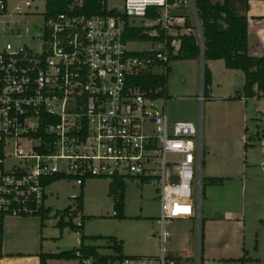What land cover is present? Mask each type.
<instances>
[{
    "label": "built area",
    "instance_id": "2783aa9c",
    "mask_svg": "<svg viewBox=\"0 0 264 264\" xmlns=\"http://www.w3.org/2000/svg\"><path fill=\"white\" fill-rule=\"evenodd\" d=\"M99 1L106 7L105 0ZM32 4L25 0L23 7L9 11L8 0H0V19L6 17L0 36L25 37L16 46L0 44V264H40L36 255L19 262L26 258L2 252L4 218L41 214L47 182L55 176L79 184L99 177L155 185L158 253L125 255L113 264H192L167 247V226L189 219L196 221L194 264H200L203 62L197 123L169 119L161 85L134 83L143 74L167 73L169 55L178 44L174 38L168 43V36L190 30L178 14L180 5L196 21L201 40L193 0H124V9L114 8L116 13L93 15L75 13L70 5L67 12L47 16L45 9L29 12ZM39 15L38 31L23 25L27 17ZM246 15L248 29L264 43V6L261 14L248 10ZM256 18L261 26L255 25ZM127 25L141 26L151 36L163 32L164 37L144 40L148 48L131 49ZM262 153L264 158V147ZM75 254L77 264H102L93 255Z\"/></svg>",
    "mask_w": 264,
    "mask_h": 264
},
{
    "label": "rangeland",
    "instance_id": "374dc122",
    "mask_svg": "<svg viewBox=\"0 0 264 264\" xmlns=\"http://www.w3.org/2000/svg\"><path fill=\"white\" fill-rule=\"evenodd\" d=\"M25 0H8V10L15 11L17 7H23ZM32 6L29 12L41 14L45 9V0H31ZM239 5L238 0H233ZM254 2H251V5ZM108 9H124V0H105ZM254 15L263 11L264 0H257ZM241 12L244 10L240 9ZM255 11V12H256ZM185 13L189 11L186 9ZM22 21L16 16L8 17ZM255 25L261 26V18H256ZM6 17L0 19V33L4 27ZM40 15L38 17H27L23 25L32 31H38L40 26ZM132 21L140 22V18H133ZM25 37L20 38L12 35L0 36L2 42H10L16 46ZM144 40L133 41L128 47L141 50L149 47ZM248 51L253 55L264 54L262 45L253 30L248 29ZM200 87V66L191 69L187 63L177 61L170 62V70L167 75V93L165 109L170 120H192L197 123L199 115V102L193 92H199ZM192 96V97H191ZM248 146L247 155L252 163V172L262 180L255 182L256 187L251 192L249 184L240 187L236 191L228 189L225 191L231 194L230 207L243 211L244 217L242 227L234 224H225V230H237L240 247H244L247 256L252 259L240 262H209L205 253L202 254V220L208 218L205 211L206 201L201 198V224H200V264H264V171L261 165L264 164V96L248 97ZM202 125L204 135V124L206 110L202 107ZM258 133V137L256 136ZM255 163V165H253ZM110 179L92 177L88 178L83 186V235L86 236L85 243L94 245L103 254L110 253L107 247L108 237L113 236L122 242V251L126 256L153 255L158 253L157 231L159 225L156 218L159 213V203L156 198L155 185L151 182L142 183L139 179H125L124 189V216L113 217L114 201L109 195ZM210 191L214 190L213 197L216 199L222 193L221 186L210 185ZM220 189V190H219ZM219 190V193H218ZM46 198L44 205L51 207L47 217L42 218L41 214L6 216L4 218L2 233V252L6 255H22L31 257L39 252L54 253L62 250H70L79 246L80 234L69 227L60 229L56 226L57 218L54 213L62 210L69 204H73V197L80 193L79 180L64 178L50 183L45 188ZM79 222V216L73 219ZM170 232L167 247L175 251L180 259L184 256L194 264L196 260V221L195 220H174L167 226ZM21 256V257H22ZM183 256V257H182ZM47 264H77V258L73 259H49Z\"/></svg>",
    "mask_w": 264,
    "mask_h": 264
},
{
    "label": "trees",
    "instance_id": "16d2710c",
    "mask_svg": "<svg viewBox=\"0 0 264 264\" xmlns=\"http://www.w3.org/2000/svg\"><path fill=\"white\" fill-rule=\"evenodd\" d=\"M75 0H45V14L47 16L55 15L60 12H67L70 5H74L75 13L85 15L116 13L112 8L107 10L99 0H82L81 6L74 4ZM177 2L178 0H169ZM239 5H236L233 0H193L196 11V19L199 25L201 40L196 32V21L190 13L186 14L187 9L183 5L178 8V14L184 16V26L189 28L188 33H181L176 36H168V43L174 38L178 41L175 52L169 55L171 61L177 60H192L203 56V92L209 96L211 85V73L206 64L207 60L222 59L224 65L228 69L241 70L244 73L245 81L241 90L236 92L243 93L246 97H261L264 96V54L252 55L248 51V27H247V11L249 9V0H238ZM240 9L244 10L241 12ZM154 13L148 10L147 16H152ZM179 29L180 27L177 26ZM125 37L128 40H156L164 37L163 32L159 36H151L144 31L141 26L127 25ZM171 50L172 48L169 47ZM168 71L163 75L143 74L137 77L134 81L136 85H151L163 87L164 95L169 97L167 93V75ZM258 134V133H257ZM259 136V135H258ZM70 177L55 176L47 182L50 183ZM92 178V177H89ZM87 179H82L79 184L80 193L73 197V204L67 205L62 210L54 213L57 218L56 226L60 229L69 227L76 233L80 234L79 246L70 250H62L59 252L48 253L39 252L36 256L39 258L40 264H46L48 259H73L76 258V250L81 251L84 255H93L102 264H107L122 259L125 255L122 251V242L113 236L108 237L107 247L110 253H100L96 246L86 244L83 233V186ZM222 178L218 177H203V190L207 185L219 184ZM123 178H114L110 180L108 193L113 197L114 214L113 217L124 216V189ZM51 211V207L47 206L43 209L41 217H47ZM79 216V222L73 221V218ZM68 216V219H66ZM22 256V255H17ZM244 253L239 258H229V261L243 262L248 260Z\"/></svg>",
    "mask_w": 264,
    "mask_h": 264
},
{
    "label": "crops",
    "instance_id": "0c3cea01",
    "mask_svg": "<svg viewBox=\"0 0 264 264\" xmlns=\"http://www.w3.org/2000/svg\"><path fill=\"white\" fill-rule=\"evenodd\" d=\"M251 2L254 3L251 5ZM256 2L257 0L248 1L250 13L258 12L255 9ZM177 62L187 63L191 69L199 64L201 70L204 59L199 57L192 60H177ZM206 64L211 73V85L209 96L204 95L205 101L202 105L206 110L202 173L204 177L222 178L221 183L210 185L226 189H223L216 199L213 197L214 190L208 189L210 185L203 190L202 197L206 201L205 211L208 218L202 220V254L205 253L207 260L212 263L216 261L231 263L233 261H229V258H239L246 254V251L244 247H240V240L237 241V230L228 232L224 227L225 224H234L239 230L244 225L242 219L244 214L243 211L230 207L232 196L225 191L228 189L236 191L240 187L243 189L249 184L253 192L259 177L252 172V163L247 155L248 97L241 92L236 96V92L241 90L244 84V73L241 70L226 68L222 59L207 60ZM193 94L194 99L197 93L193 92ZM256 136L258 137V134ZM22 257L26 259L19 262L32 261L28 259L29 257ZM246 257L249 258L248 260L252 259L247 254Z\"/></svg>",
    "mask_w": 264,
    "mask_h": 264
},
{
    "label": "water",
    "instance_id": "95a60500",
    "mask_svg": "<svg viewBox=\"0 0 264 264\" xmlns=\"http://www.w3.org/2000/svg\"><path fill=\"white\" fill-rule=\"evenodd\" d=\"M201 58H202V55H201Z\"/></svg>",
    "mask_w": 264,
    "mask_h": 264
},
{
    "label": "bare ground",
    "instance_id": "6f19581e",
    "mask_svg": "<svg viewBox=\"0 0 264 264\" xmlns=\"http://www.w3.org/2000/svg\"><path fill=\"white\" fill-rule=\"evenodd\" d=\"M263 44V43H262Z\"/></svg>",
    "mask_w": 264,
    "mask_h": 264
}]
</instances>
